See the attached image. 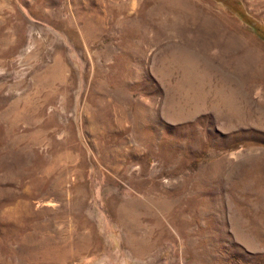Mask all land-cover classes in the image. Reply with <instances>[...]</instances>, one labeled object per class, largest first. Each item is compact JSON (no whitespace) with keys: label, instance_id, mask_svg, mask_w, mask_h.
Wrapping results in <instances>:
<instances>
[{"label":"rangeland","instance_id":"rangeland-1","mask_svg":"<svg viewBox=\"0 0 264 264\" xmlns=\"http://www.w3.org/2000/svg\"><path fill=\"white\" fill-rule=\"evenodd\" d=\"M0 264H264V0H0Z\"/></svg>","mask_w":264,"mask_h":264},{"label":"bare ground","instance_id":"bare-ground-1","mask_svg":"<svg viewBox=\"0 0 264 264\" xmlns=\"http://www.w3.org/2000/svg\"><path fill=\"white\" fill-rule=\"evenodd\" d=\"M43 70V69H42ZM45 73V72H44ZM59 75V74H58ZM42 76V75H41ZM69 77V76H68ZM59 89V88H58ZM61 95H62V93H61ZM64 105V104H63ZM68 105V104H67ZM81 200V199H80Z\"/></svg>","mask_w":264,"mask_h":264}]
</instances>
